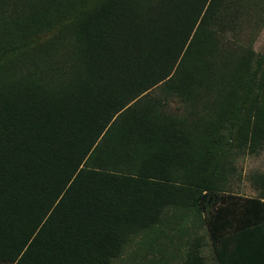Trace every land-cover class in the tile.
Returning <instances> with one entry per match:
<instances>
[{
	"label": "trees",
	"instance_id": "1",
	"mask_svg": "<svg viewBox=\"0 0 264 264\" xmlns=\"http://www.w3.org/2000/svg\"><path fill=\"white\" fill-rule=\"evenodd\" d=\"M262 22L264 0H0V264H207L203 235L153 256L176 211L215 263L264 264V171L227 189L264 146Z\"/></svg>",
	"mask_w": 264,
	"mask_h": 264
},
{
	"label": "rangeland",
	"instance_id": "2",
	"mask_svg": "<svg viewBox=\"0 0 264 264\" xmlns=\"http://www.w3.org/2000/svg\"><path fill=\"white\" fill-rule=\"evenodd\" d=\"M254 51L264 55V22L261 23L259 31L257 32L255 39L251 44ZM233 165L235 166L234 172L229 175L230 181L228 182L227 189L234 192L240 197L256 196L258 192L251 185L250 175L254 172L264 171V146L259 150L247 151L246 153L238 152L234 154ZM181 212L176 211L172 213L169 220L178 223V229L173 230V224L167 226L165 233H158L157 239H155L154 254L153 256L162 255V253H170L175 246L179 244L183 245L181 250H185L190 238L195 235H203L205 246L203 247V256L207 264H217L213 260L211 244L208 243L207 234H204V227L200 226L198 221L193 220L182 221L180 220ZM186 242V243H185ZM131 249V248H130ZM140 253V252H139ZM139 253H137L139 255ZM183 254V252L181 253Z\"/></svg>",
	"mask_w": 264,
	"mask_h": 264
}]
</instances>
